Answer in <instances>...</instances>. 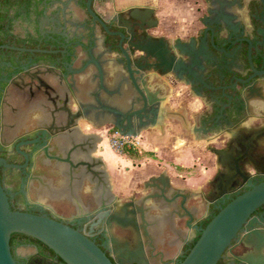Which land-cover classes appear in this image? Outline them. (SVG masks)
Masks as SVG:
<instances>
[{"label": "flooded vegetation", "instance_id": "obj_1", "mask_svg": "<svg viewBox=\"0 0 264 264\" xmlns=\"http://www.w3.org/2000/svg\"><path fill=\"white\" fill-rule=\"evenodd\" d=\"M12 1L19 3L8 7L2 5L1 9L7 16L5 27H0V45L9 47L0 48V159L24 167L2 166L0 169L11 206L15 210L56 216L89 235L116 264L127 248L136 249L140 244L147 248L142 232L113 220L110 224L107 215L97 219L93 213L99 207L90 200L84 203V210L72 204L74 212L65 205L61 213L54 212L50 201L46 203L43 196L34 200L32 190L39 192L41 188V193L53 202L52 197L59 194L65 183L59 176L57 163L49 162L47 167L44 164L47 158L28 143L38 139L43 126L38 123L32 129L30 109L34 107L39 115L46 111L47 81L42 66L59 68L62 61L59 51L63 49L67 51L64 60L71 62L79 55L78 46L102 44L107 48L117 47L121 36L108 34L100 23L94 24L87 12L88 0ZM161 1L121 3L120 0H92V8L107 21L110 32H125L133 28L137 33L134 42L139 43L145 37L164 42L175 58L172 70L165 73L158 66L144 73V76L153 73L159 89L153 92L157 95L153 106L160 108L161 97L167 93L161 80L164 76L171 78L174 86L186 87L189 96L198 97L203 106L197 113V121L192 124V131L197 138L208 141L207 149L216 160L214 178L201 190L182 189L170 180L179 202L186 198V211L178 208L179 212L170 215L159 233L151 231L156 237L152 236L156 250H152L150 245L148 250L145 249L144 264L179 263L187 246L201 233L205 221L214 216L215 210H220L253 184L264 182V6L261 0H201L206 12L193 19L192 23L199 26L193 27L194 33L192 28L185 26V17H174L172 11H167L163 17L159 11ZM258 2L260 4L255 5ZM73 10L79 11L81 17ZM135 16L141 18L140 21ZM22 19L29 26L20 33L17 24ZM91 32L95 35L91 36ZM146 63V68L150 64H158L156 59L142 65ZM30 74H35L34 81H31ZM178 88L171 90L172 98L181 94ZM66 96L71 101L72 90L68 87ZM68 106L71 107L72 102H68ZM169 111L177 112L178 109ZM215 148L233 155L232 166L238 181L233 183V192L211 202L217 188V177L228 171L219 163L213 152ZM237 166L247 180L238 173ZM46 168L54 174L52 183L44 178L49 188L42 187L36 179H30V175L41 176L39 170ZM157 176L147 179L142 185L144 192L133 198L140 200L152 192L151 189L146 190L145 183ZM25 192L33 204L26 201ZM147 205L152 208L150 216L163 214L154 200ZM133 208L130 206L129 209ZM168 213L172 210L169 209ZM253 215L264 224V205ZM245 233L246 228L224 252L222 257L228 264H245L237 258L251 250L242 243ZM13 254L18 264H66L53 250L31 240L18 241Z\"/></svg>", "mask_w": 264, "mask_h": 264}, {"label": "water", "instance_id": "obj_2", "mask_svg": "<svg viewBox=\"0 0 264 264\" xmlns=\"http://www.w3.org/2000/svg\"><path fill=\"white\" fill-rule=\"evenodd\" d=\"M261 2L264 6V0ZM87 12L92 16L94 24L100 23L108 34L121 36L117 49L124 57L129 77L139 95L136 101L140 103L139 108L126 115L127 121L130 124L133 116L139 119L147 118L154 108L153 104L157 102V95L149 91L150 75L144 76V73L157 69L158 66L162 67L165 73H169L175 61L174 56L170 54L164 42L155 41L151 37L142 38L139 43L134 42L137 33L133 28L126 29L125 32H110L107 21L92 8V0L87 2ZM135 19L140 21L141 18L135 16ZM90 34L94 36L95 32ZM4 47L9 46L0 45V48ZM159 47L161 50H158ZM109 49L114 50L113 47ZM59 52L62 54L60 65L64 66V70L55 65L42 66L44 69L42 72L47 81V104L44 106L48 119L40 129L38 139L31 140L28 144L42 153L48 162L55 161L59 168L64 165L62 173L67 178V190L77 207L84 210L83 203L74 191L73 182L75 180L79 181L82 186L86 178H90V182H96L98 186L102 185L103 195L108 192L109 187L105 181L106 173L99 169L103 161L91 155L92 146L88 138H83L80 122L87 120V113L81 107L74 109L73 97L71 101H69L70 98L67 99V87L72 90L68 79L73 75V71L71 62L64 60L67 51L63 49ZM78 57L79 55L76 56ZM150 59H156L158 64H150L148 68H146L147 63L142 65ZM29 77L31 81L35 80V74H30ZM51 78L55 79V84L50 81ZM68 102H72L71 107L68 106ZM132 104L133 101L130 102L131 106ZM153 111L155 113L157 110ZM118 131L123 135L135 136L126 133L122 125H118ZM54 150H57V153H54ZM213 152L218 156L219 163L228 168L227 173L216 179L217 188L210 200L216 202L234 191L232 186L235 181H238V175L234 173L232 166L233 155L216 148ZM2 166L24 167V165L12 164L5 159H0V169ZM237 171L244 177V180H247L238 166ZM30 179L31 181L36 179L42 187L49 188V184L42 176L30 175ZM145 188L146 190L151 189L152 192L147 193L140 200L131 198L122 205L118 204L119 202L107 204L103 201L99 209L93 213L99 220L107 215L110 224L113 220L123 226H133L138 233L141 231L145 238L147 248L142 244L136 249L127 248L126 253L121 254L122 257L117 259L116 264H144L143 259L148 246L156 250V243H154L156 237L152 232L159 233L170 215L173 216V212H179L178 208L186 211L184 205L186 198L184 197L183 201L179 202V196L172 191L170 177L166 170L147 181ZM152 200L158 204L157 208L163 212L162 215L150 216L152 208L147 204ZM38 203L46 207L43 203ZM262 205H264V182L253 184L250 189L220 208L207 226L201 229L199 239L180 264H218L224 252L230 248L232 241L244 228H246V233L243 235L242 243L251 250L237 258L245 264H264V224L253 215ZM130 206L134 208L129 209ZM169 209L172 213H168ZM14 233H22L38 239L52 249L66 264H115L89 235L56 216L13 209L0 174V264H18L11 247V236Z\"/></svg>", "mask_w": 264, "mask_h": 264}, {"label": "crops", "instance_id": "obj_3", "mask_svg": "<svg viewBox=\"0 0 264 264\" xmlns=\"http://www.w3.org/2000/svg\"><path fill=\"white\" fill-rule=\"evenodd\" d=\"M159 11L163 17L167 11H172L174 17H185V26L192 28L194 33L193 29L198 25H194L192 21L204 14L206 9L201 0H162ZM77 52L79 57L71 61L73 75L68 79L75 102L74 109L81 107L87 113V120L80 122L83 138H88L92 146L91 155L103 161L99 169L106 173L105 181L109 187L108 192L103 195L102 185L90 182V178L87 177L82 186L75 180L74 191L83 205L89 200L97 207L103 201L107 204L119 202L122 205L144 192L143 183L164 170L171 183L182 189L201 190L213 180L216 171L215 156L207 149L208 141L197 138L192 131V124L197 121V113L203 106L198 97L189 96L186 87L179 85L178 88L171 82V78L164 76L161 80L167 93L161 97V107L153 108L157 111L149 112L147 118L133 116L129 124L126 115L139 108L140 103L136 101L139 95L129 77L123 55L102 44L78 46ZM59 69L64 70V66L59 65ZM149 75V91H159L153 73ZM176 88L181 94L172 98L171 90ZM174 109L178 111H169ZM29 114L32 129L38 123L43 125L47 122L46 114H36L34 107ZM118 125H122L126 133L141 139V154H122L111 148L110 131L118 130ZM148 154L161 161L149 164ZM145 159L148 162L145 163ZM44 164L47 167L50 165L47 159H44ZM63 169L64 165L59 169V176L67 186V178L62 175ZM39 172L52 183L53 173L47 168L40 169ZM41 192L40 188L39 193ZM65 199L76 205L69 192L52 198L57 201Z\"/></svg>", "mask_w": 264, "mask_h": 264}, {"label": "trees", "instance_id": "obj_4", "mask_svg": "<svg viewBox=\"0 0 264 264\" xmlns=\"http://www.w3.org/2000/svg\"><path fill=\"white\" fill-rule=\"evenodd\" d=\"M16 2H17V1H12V0H0V27H2V28L5 27V25H6V16H7L6 13H3V12L1 11V9H2V5L8 7L9 5H11V4H15ZM17 3H19V2H17ZM258 4H260V3H259V2H258V3H255V5H258ZM1 42H2V40H1V38H0V43H1ZM111 47H113L115 50H118L116 46H111ZM115 130H116V129H112V130L110 131V133H113ZM125 153H128V154H130V155H136V154H137V153L134 152V151H125ZM218 212H219V210H215V214H214V216H215ZM214 216L210 217L208 220L205 221V223H204V228L207 226V224L212 220V218H213ZM200 235H201V233L195 238V240H194L192 243H190V244L187 246V248H186V252H185V255L183 256V258L181 259V261L186 257V255L189 253V251L191 250V248L195 245V243H196L197 240L199 239ZM20 240H24V241H25V240H31V241L36 242V243L39 244V245H43V246H45V247H46L47 249H49V250H52V249H50L46 244H44L43 242L39 241V240L36 239V238H33V237H31V236H28V235H25V234H22V233H14V234H12V236H11V247H12V251H13V249H14V245H15L18 241H20ZM53 252H54V251H53ZM181 261H180V262H181ZM180 262L177 263V264H180ZM218 264H228V262H227L226 260H224L223 257H222V258L219 260Z\"/></svg>", "mask_w": 264, "mask_h": 264}, {"label": "rangeland", "instance_id": "obj_5", "mask_svg": "<svg viewBox=\"0 0 264 264\" xmlns=\"http://www.w3.org/2000/svg\"><path fill=\"white\" fill-rule=\"evenodd\" d=\"M121 1V3L123 2V3H142V1H152V0H120ZM73 13H77L78 15H79V17H81V13L79 12V11H77V10H73ZM28 24H27V22L25 21V19H22V20H20L19 22H18V24H17V31H19L20 33H22V32H24V31H26L27 29H28ZM182 145H183V143H182ZM149 155V154H148ZM148 155H146V156H148ZM153 161H161V159L160 158H157V157H155V156H153V155H149V162L145 159L144 160V162L146 163V162H148L149 164L151 163V162H153ZM194 172V171H193ZM25 194H26V192H25ZM31 196H32V198L34 199V200H38L41 196H43V197H45L46 199H45V202L47 203V201L49 200L50 201V205L52 206V208H53V211L54 212H57V213H61V208L63 207V206H69L70 208H69V211H72V212H74V210H75V208H74V206H72V202H68V200H52L53 202H51V198L49 197V196H47V195H45V193H39L36 189H33L32 190V194H31ZM52 198H54V197H52ZM26 201L27 202H29L30 200H29V198H28V195L26 194ZM30 204H33V202L31 203V201H30Z\"/></svg>", "mask_w": 264, "mask_h": 264}, {"label": "built area", "instance_id": "obj_6", "mask_svg": "<svg viewBox=\"0 0 264 264\" xmlns=\"http://www.w3.org/2000/svg\"><path fill=\"white\" fill-rule=\"evenodd\" d=\"M109 143L112 149L119 153L134 151L138 154L143 152L142 142L138 136L123 135L118 130L110 133Z\"/></svg>", "mask_w": 264, "mask_h": 264}, {"label": "bare ground", "instance_id": "obj_7", "mask_svg": "<svg viewBox=\"0 0 264 264\" xmlns=\"http://www.w3.org/2000/svg\"><path fill=\"white\" fill-rule=\"evenodd\" d=\"M50 81L54 83L55 82V79L51 78ZM67 192H69V191L67 190V187L64 184L63 185V188L58 193L65 195ZM69 195H70V192H69Z\"/></svg>", "mask_w": 264, "mask_h": 264}]
</instances>
